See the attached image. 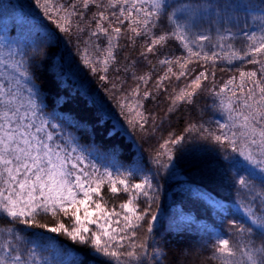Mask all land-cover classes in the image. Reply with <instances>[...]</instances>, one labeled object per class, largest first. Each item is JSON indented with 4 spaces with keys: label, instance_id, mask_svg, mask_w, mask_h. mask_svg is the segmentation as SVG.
<instances>
[{
    "label": "trees",
    "instance_id": "16d2710c",
    "mask_svg": "<svg viewBox=\"0 0 264 264\" xmlns=\"http://www.w3.org/2000/svg\"><path fill=\"white\" fill-rule=\"evenodd\" d=\"M96 3L103 7L97 8L95 4H90L84 21L81 22L77 15L71 16L70 31L61 33L38 9L36 0H0V19L8 18L4 31L7 39L4 44L0 43V59L7 62L0 65V82L7 84L12 77L20 79L21 92L25 98L29 96L28 87H32L36 93L34 99L43 109L42 115L51 124L58 125L63 135L72 137L82 150L96 155L101 172L105 166H116L121 171L138 166L153 177L159 192L156 201L158 207L154 208L158 219L150 235L146 232V225L138 233V241H143L147 236L149 247L147 255L132 264H160L168 256L169 260L175 261L176 255L168 252L170 243L184 245L186 254L193 259L189 264H221L219 260L211 258L216 241L207 235L209 227L221 232L223 238H229L230 246L238 245L241 249L247 246L248 250L260 248L262 238L257 235L260 230L244 217L242 209L250 205L255 211L261 206L264 200V172L232 153L227 143H217L213 139V134L226 131L221 130L217 122L223 123L224 119L227 123V114L220 107L221 96L217 95L219 89L229 79L235 78L230 87L237 90L241 70L257 71L259 78L260 65L241 63L239 60L230 65L223 58L214 63L205 62L202 58H191L186 66L187 75L179 79L171 76L157 88L159 77L165 74L168 67L158 64L162 54L167 52L175 60L177 57L188 58L187 51L179 46L178 41L169 39L163 47L157 46V53H147L145 58L141 52H146L150 39L141 37L133 43L129 39L133 34L125 21L118 40L119 51L114 53L115 60L105 73L102 60L106 55L107 40L103 36L97 40L91 34L95 31L93 16L104 11L113 26H118L116 17L112 14L118 15L120 6L109 7V0H96ZM53 4H75L77 11L83 7L82 0H53ZM167 4L171 7L156 22V27L152 29L153 36L170 33L174 25L168 20V16L180 7H198L201 14L188 17L185 21L182 13H175V16L181 18V23L191 25L192 33H204L210 37L211 43L202 44L209 54L213 50L221 51L219 47L213 49L211 46L217 43L219 36L234 35L231 43L237 55H244L250 43L246 40L245 33H256L258 40L264 29V21L257 16L264 12V0H167ZM205 7L214 9L215 14H203ZM18 10L21 12V19L14 16ZM50 15L53 19L56 18L55 13ZM109 21L103 22L105 27ZM46 30L55 32L57 39L50 42L42 34ZM93 44H100L105 50L97 53L93 59V66L98 69L96 74L80 60L81 55L93 56ZM193 47L197 50L196 46ZM224 51L231 54L228 48ZM247 59L252 57L248 56ZM21 61L27 62L30 82L24 81L14 68L8 67L9 64ZM152 65H158L159 71L150 73ZM126 68L128 71H125ZM172 69L179 74L180 70L175 64ZM201 71H207L208 78L201 81L202 87L197 90L193 102L189 104L176 101L174 105L181 90H191L188 85ZM102 75L107 77L105 81L100 80ZM145 75H150L147 84L138 79ZM66 77L65 86L63 81ZM248 86H251L250 82ZM82 88L87 89L88 96L81 94ZM136 88H139V96L133 95V89ZM145 92L155 96V99L143 100ZM97 94L120 120L123 131L113 128V122L91 104L90 97ZM230 94L226 92L221 95L226 98ZM237 95H240L239 91ZM137 100L143 104V108L138 110L143 112L148 123L143 128L137 126L134 129L129 127L124 116L119 115L121 109L117 103H131L135 108ZM124 111L129 119H137L134 111L129 112L127 107ZM201 125L203 129L200 128ZM189 128L193 130L187 131ZM180 137H184L180 145H168V152L173 155V168L165 170L151 162L158 159L160 164L166 163V150L161 145ZM239 176L248 179V187L239 186L236 182ZM133 182H139V178H134ZM117 187L121 192L113 196L105 183L100 202L106 210L115 208L123 215L125 213L120 209V204L126 202L128 196L123 193V186L117 184ZM201 193L210 195L211 201H208L207 196L201 198ZM91 207L94 208V205ZM143 207L141 199L140 208ZM185 214L190 215L189 219L181 218ZM257 215L260 213L257 212ZM38 219L41 223H55L50 216ZM60 219L64 220L63 217ZM233 221L242 223L246 228L251 226L253 232H237ZM64 222L68 224L67 220ZM8 227L15 228L12 235L6 231ZM46 231L19 223L9 225L6 220L0 219V245L10 241L11 247L19 250L28 264H32L33 258L37 264H77L85 259L89 264H109L106 258L96 256L89 248L74 243L63 234L55 233L54 245L43 235L44 240L37 238ZM236 260L246 264V258L239 253Z\"/></svg>",
    "mask_w": 264,
    "mask_h": 264
},
{
    "label": "snow or ice",
    "instance_id": "6c2138e0",
    "mask_svg": "<svg viewBox=\"0 0 264 264\" xmlns=\"http://www.w3.org/2000/svg\"><path fill=\"white\" fill-rule=\"evenodd\" d=\"M82 3L83 7L77 11L75 4L54 5L53 0H36L38 9L55 24L61 33L70 31L71 16L77 15L81 22L84 21L85 12L90 4H95L97 8L103 7L96 3V0H82ZM117 5L120 6L119 14L112 15L116 17L118 26H113L104 11L93 16L95 31L91 34L96 36L97 40L101 36L107 40L106 55L102 60L105 73L109 71L110 63L115 60L114 53L119 51L118 40L125 21L129 26L128 30L133 34L129 37L133 43L141 37L150 39L146 52H141L145 58L147 53H157L159 51L157 46L163 47L169 39L178 41L179 46L187 51L188 58L177 57L175 60L167 52L162 54L158 64L168 67L165 74L159 77L157 88L171 76L179 79L187 75L186 66L191 58H202L205 62L213 63L223 58L230 65L234 64L235 60L260 65L259 78L257 71L241 70L237 90L230 87L235 78L229 79L219 89L217 95L221 96L220 107L227 114V123L217 122L218 127L226 131L218 135L213 134V139L217 143H227L232 153L264 172V29L261 30L258 40L256 33H245L246 40L250 43L244 55H237L231 43L235 38L234 35L219 36L217 43L211 46L213 49L219 47L221 51L213 50L209 54L203 49L202 44L211 43L210 37L204 33H192L191 25L181 23V18H177L175 13L168 16V20L174 25L170 33L153 36L152 29L156 27V22L162 13L166 14L167 9L171 7L167 4V0H109V7L115 8ZM178 11L184 14L185 19L201 14L198 7L191 5L180 7ZM61 12L64 15H59ZM53 13L56 14L55 19L50 15ZM203 14L212 15L215 14V10L205 7ZM104 21H109L107 27ZM42 34L47 36L50 42L57 39L56 33L51 30H46ZM193 46H196L197 50H194ZM225 48H228L231 54L225 52ZM102 51L105 50L100 44H93V56L81 55L80 57L84 66L93 74L98 71L97 67L93 66V59ZM248 56L252 59H247ZM6 63L0 59V65ZM173 64L180 70L178 75L173 72ZM8 67L14 68L24 81L30 82L31 77L26 61L9 64ZM125 71L128 69L126 68ZM156 71H159V66L152 65L150 73ZM71 74L70 69L69 75ZM99 78L101 81L107 79L103 75ZM207 78V71H201L199 76L188 85L191 90H181L173 104L175 105L176 101L191 104L197 90L202 87L201 81ZM138 79L147 84L150 75L141 76ZM249 82L251 86H248ZM63 84L66 86L67 77ZM20 86V79L15 77L10 78L7 84L0 82V219L6 220L13 226L19 223L63 234L74 243L89 248L96 256L106 258L109 264H132V262L141 261L142 257L147 255L149 245L147 236L143 241H138V233L146 225V232L150 235L158 219L154 208L158 207L156 201L159 192L158 187L154 185L153 177L138 166H132L123 171L115 166H105L101 172L97 165L88 162V158L76 147L69 148L56 143L53 131L48 129H56L57 125L51 124L42 115L43 109L34 99L36 93L33 88L28 87L29 96L25 98ZM237 91L240 93L239 96ZM226 92L231 94L225 98L221 94ZM81 94L89 95L87 89L83 88ZM133 95L139 96V88L133 89ZM142 99H155V96L145 92ZM90 100L97 111L102 112L113 122V128L123 131L120 120L108 109L98 94L91 96ZM117 106L121 109L119 115L125 117L129 127L143 128L144 124L148 123L143 112L138 110L143 108L139 100L135 101V108L131 103L118 102ZM125 107L129 112L134 111L137 119H129L124 111ZM193 128L187 131L191 132ZM200 128L203 129V125ZM183 139L184 137L171 139L161 145V148L166 150V163L160 164L158 159H153L151 162L165 170L173 168V155L168 152V145L169 143L180 145ZM150 171L151 169L148 170ZM134 178H139V182H133ZM236 182L242 188L248 187V179L243 176H239ZM105 183L113 196L121 192L117 184L123 186L122 191L127 194L128 199L120 204V209L125 214L122 215L115 208L108 211L100 202L103 199L102 187ZM205 196L208 197V201H211L210 195L201 193V198ZM141 199L143 208H140ZM214 203L213 201L212 204ZM92 205L94 208L91 207ZM242 210L244 217L251 222V225H256L260 230L257 235L262 238V246L254 250H248L247 246L241 249L238 245L230 246V239L226 236L225 238L217 236L215 251L211 258L219 260L221 264H244L236 260L239 253L246 258V264H264V200L255 211L250 205ZM257 212L260 215H257ZM49 216L55 221L54 225L41 223L38 219ZM60 217L67 220L68 224L66 225ZM233 226L239 233L253 232L251 226L246 228L242 223L237 224L233 221ZM6 231L12 235L15 228L8 227ZM0 264H28V262L19 250L11 247L10 241H6L0 245ZM32 264H37L35 258ZM77 264H89V262L85 259L78 261Z\"/></svg>",
    "mask_w": 264,
    "mask_h": 264
},
{
    "label": "rangeland",
    "instance_id": "374dc122",
    "mask_svg": "<svg viewBox=\"0 0 264 264\" xmlns=\"http://www.w3.org/2000/svg\"><path fill=\"white\" fill-rule=\"evenodd\" d=\"M21 12L18 10V12L14 15V16H17V18L21 19L22 15L20 14ZM175 13H179L181 14L180 11H178V9L176 10ZM178 14V15H179ZM184 15V14H183ZM261 20L264 21V12H261L260 15H257ZM8 18L6 17L5 19H0V43L4 44L5 41H6V35L4 33L5 31V21L7 20ZM192 19V18H190ZM183 20L185 21L186 19L183 18ZM252 20H254V17H252ZM223 123H225L224 119L222 120ZM49 131H53L54 133V138H55V142L58 143V144H62V145H65V146H68L69 148L71 147H76L80 152H82L87 158H88V162H91V163H95L97 165V167L99 168L100 167V162L97 160L96 158V155H93L92 153H89V152H85L84 150H82L72 139V137H70L69 135L66 136L65 134L63 135V133L59 130V126L57 125V128L56 129H51L49 128L48 129ZM66 136V137H65ZM66 141V144L65 142ZM109 167H112V166H109ZM116 167V166H115ZM103 171V169H102ZM189 214L188 215H181V218L184 220V219H189ZM186 221V220H185ZM40 237H37L38 239L40 240H44L43 239V236L47 237L51 244L54 245V238H55V233H52V232H49V231H46L44 233H40ZM43 235V236H42ZM207 235L214 239L217 237V236H220L223 238V234L219 231H217L216 229L212 228V227H209L207 228ZM216 241V240H215ZM179 246V248H178ZM183 244L182 246L180 245H176V244H171L170 243V248L168 249L169 253L170 252H173L175 255H176V259L175 261H171L168 259V257H166V259H162L160 261V264H162L161 262H165L164 264H189V263H192L193 262V259L191 257H189V255H187L186 253V249L183 248Z\"/></svg>",
    "mask_w": 264,
    "mask_h": 264
}]
</instances>
